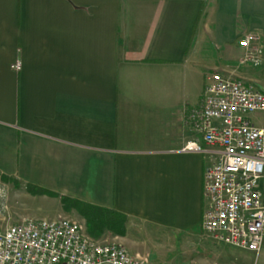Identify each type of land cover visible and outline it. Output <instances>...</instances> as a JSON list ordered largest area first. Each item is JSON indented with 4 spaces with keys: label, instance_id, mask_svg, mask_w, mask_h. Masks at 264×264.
I'll return each instance as SVG.
<instances>
[{
    "label": "crops",
    "instance_id": "crops-1",
    "mask_svg": "<svg viewBox=\"0 0 264 264\" xmlns=\"http://www.w3.org/2000/svg\"><path fill=\"white\" fill-rule=\"evenodd\" d=\"M250 33L264 50V0H0V175L126 215L133 257L194 261L210 159L182 152L189 115L210 72L264 91ZM216 246L209 264H249Z\"/></svg>",
    "mask_w": 264,
    "mask_h": 264
},
{
    "label": "built area",
    "instance_id": "built-area-1",
    "mask_svg": "<svg viewBox=\"0 0 264 264\" xmlns=\"http://www.w3.org/2000/svg\"><path fill=\"white\" fill-rule=\"evenodd\" d=\"M261 37L239 43L242 64L259 67ZM18 62L15 70H20ZM189 121L200 135L182 152L209 157L203 176V233L213 242L252 253L264 246V91L236 75L210 72L202 105ZM0 264H149L121 244L90 238L67 218L25 219L0 230ZM196 264V263H193Z\"/></svg>",
    "mask_w": 264,
    "mask_h": 264
},
{
    "label": "rangeland",
    "instance_id": "rangeland-1",
    "mask_svg": "<svg viewBox=\"0 0 264 264\" xmlns=\"http://www.w3.org/2000/svg\"><path fill=\"white\" fill-rule=\"evenodd\" d=\"M2 176L3 175H0V230H5L9 226L16 225L25 219L55 220L59 218H67L80 223L86 230L85 220L76 211H64L60 199L50 198L48 196H33L28 192L27 187L22 188L20 184L17 185L13 181H7L3 179ZM117 240L116 236L105 234L97 241L101 243L120 244ZM216 245L217 243L202 236L199 241L194 240L191 246L186 247L187 250L193 253L192 255L189 254V256H191L194 261L185 263L184 261L174 262L172 260H165L163 261V264H201L200 261H197L199 260L198 258H204V263L202 264H209L215 257L209 254L207 249L212 246L217 247ZM149 248L157 250L153 245H150ZM182 251H184V249H182ZM163 252V257H168L169 254L165 251ZM250 255L251 258L248 260L249 264H264V246L263 251L258 258L255 257L256 255H253V253H250ZM189 256L187 254L185 257Z\"/></svg>",
    "mask_w": 264,
    "mask_h": 264
},
{
    "label": "trees",
    "instance_id": "trees-1",
    "mask_svg": "<svg viewBox=\"0 0 264 264\" xmlns=\"http://www.w3.org/2000/svg\"><path fill=\"white\" fill-rule=\"evenodd\" d=\"M2 177L19 185L18 181L8 176L3 175ZM27 190L33 196H48L60 199L64 211H76L85 220L86 233L94 240L100 239L105 234L116 237H123L126 234L128 217L120 212L61 196L48 189L31 184L27 186Z\"/></svg>",
    "mask_w": 264,
    "mask_h": 264
}]
</instances>
